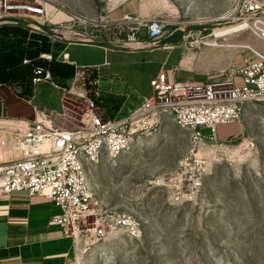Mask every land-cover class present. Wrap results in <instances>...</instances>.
I'll use <instances>...</instances> for the list:
<instances>
[{"label":"rangeland","instance_id":"rangeland-1","mask_svg":"<svg viewBox=\"0 0 264 264\" xmlns=\"http://www.w3.org/2000/svg\"><path fill=\"white\" fill-rule=\"evenodd\" d=\"M234 1L53 0L47 18L57 13L67 15L74 23L80 20L87 24H110L126 15L167 20L170 27L160 41L180 36L178 43L167 47H176L183 61L189 55L194 57L182 75L188 76L183 82H196L227 66L244 65L248 49L227 43L257 42L253 34L242 32L217 40V47L205 44L214 40L216 33L236 28L233 23L216 21ZM46 38L24 31L8 32L0 36V59L9 63L22 60L25 65L26 60L37 59L49 49ZM63 50L64 46H57L54 53L57 56ZM67 53L80 68L93 69L89 65L102 58L80 45L69 46ZM179 54L172 58L170 67ZM163 58V53L131 55L115 51L108 58L110 66L99 74L104 79L116 76L127 84L131 81L141 95L148 97L151 81L160 68L156 60ZM32 63L26 65L32 68ZM13 68L6 65L4 70ZM46 68L57 87L38 85V103L61 112V96L65 88L70 89L75 68L57 62L46 64ZM237 81L242 85L240 78ZM102 93L101 109L110 119L122 108L128 111V98L122 92L112 93L102 87ZM65 104L70 117L61 112L51 120L58 119L64 129L70 130L69 122L79 126L83 106L75 97L66 99ZM20 154L0 128V169ZM199 160L206 162L204 170L199 171ZM87 174L100 198L114 212L128 214V230H118L102 242L77 241L70 264H264V104L251 106L241 122L221 126L218 141L200 145L194 143L190 133L166 119L133 150L88 167ZM198 177L202 186L195 190Z\"/></svg>","mask_w":264,"mask_h":264},{"label":"built area","instance_id":"built-area-1","mask_svg":"<svg viewBox=\"0 0 264 264\" xmlns=\"http://www.w3.org/2000/svg\"><path fill=\"white\" fill-rule=\"evenodd\" d=\"M53 4V0H0V27H23L63 44L70 43L45 34L39 26L76 33L78 30V34L93 39L127 45L159 42L170 27L164 19L128 17L110 24L79 20L70 27L53 26L47 18V9ZM216 21L238 22L236 27L245 25L239 33L250 32L264 42V0H235ZM248 51L241 68L230 65L202 81L177 82L169 73H160L151 81L150 96L137 108L112 119L105 118L106 111L101 109L104 96L99 69L76 68L64 98L75 97L83 106L78 127H57L44 115L27 126L0 122V128L21 152L20 158L0 169V204L14 192L50 200L60 210L52 224L73 238L75 244L83 240L106 241L118 230H128V214L114 212L100 198L88 180V167L130 152L166 119L190 133L197 145L218 141L221 126L241 122L251 106L264 104V51ZM41 59L50 63L55 60L53 54H44ZM62 62L69 63L67 54L62 56ZM34 74L35 84L52 82L49 70L37 67ZM197 165L201 171L206 162L199 160ZM201 186L198 177L193 189Z\"/></svg>","mask_w":264,"mask_h":264},{"label":"crops","instance_id":"crops-1","mask_svg":"<svg viewBox=\"0 0 264 264\" xmlns=\"http://www.w3.org/2000/svg\"><path fill=\"white\" fill-rule=\"evenodd\" d=\"M126 17H128V15L124 16L122 20L115 21L114 23L121 22ZM72 21L73 20L70 21V17L67 15L65 16L57 13L50 19L53 26L70 27L74 24ZM23 31L31 35H39L32 34L28 29L23 27L2 26L0 27V36H7L8 32H11L12 35L13 33ZM46 39L49 49L42 52L37 59H29V61H25L29 62V65L32 62H35V64L32 63V68H29L28 65H26L27 63L24 65L23 62L22 64V60H16L14 63H9L6 61L4 62V59H0V122L22 124L23 126H27L36 122L37 116L41 117V115H44L51 120L54 116H61V112H64V114H69L70 117V109L65 104L64 94L61 96V112L57 111L53 107H50V105H47L44 102L38 103V85L44 84L53 87L57 86H55L56 84L53 82V75L50 70L52 82L35 84V76L32 74V69H34V67H41L48 70L46 68V64H53L54 62L67 67H74L75 69L73 74L72 76L70 75L71 86L76 75V68H80L77 66L75 61H72L71 55L67 53V48L73 45L55 42L50 38ZM206 45L214 46L210 44ZM57 46H64V50L56 56L54 50ZM80 46L89 47L90 50L94 53L100 54L102 57H99L98 62L89 65V67L93 66L94 70L99 69L98 74L102 68L110 66L111 63L108 61V58L115 51L107 50L101 47L85 45ZM217 46L220 45L218 44L214 47ZM222 46L227 47V45ZM176 49V47H165L154 51L124 53L131 55H155L157 53H163L164 58L156 60L160 66L156 77L160 73H169L171 78L175 81L183 82V80L185 81L188 76L182 75V73L184 74L186 71L185 69H188L189 65H191L195 59L193 56L189 55L183 61ZM177 53L179 54V57L176 63L170 67L172 64V58ZM44 54H53L55 60L50 63L41 59V56ZM64 54L68 55L69 63L62 62V56ZM6 65H11V67L14 68L6 71L4 70ZM24 67L28 69L25 70ZM21 73H24L23 80H21L19 76ZM101 79L103 80L102 84L104 91L109 90L112 93L122 92L123 96L128 98L125 103V106H128V111L137 108L141 104L142 100L147 97L145 95H141L140 91H138L135 87L136 85H134L131 81L130 83L128 81L127 84L116 76H109V78L106 79L101 77ZM130 90H132L133 93H130ZM124 110L125 109L122 108L121 110L116 111V116H119L127 111V109L126 111ZM105 118H109L107 113ZM59 122L60 121H58V119H55V121L52 120V123H55V126L64 128V124ZM68 126L71 128L76 127L73 122H69ZM19 157H21V154L18 158ZM58 214H60V210L53 202L42 197H31L27 192H14L9 197L5 198L0 204V264H70L75 255V242L73 238L66 237L60 227L52 224V218Z\"/></svg>","mask_w":264,"mask_h":264},{"label":"water","instance_id":"water-1","mask_svg":"<svg viewBox=\"0 0 264 264\" xmlns=\"http://www.w3.org/2000/svg\"><path fill=\"white\" fill-rule=\"evenodd\" d=\"M235 24L237 26L238 22H230ZM41 31H43L45 34L55 37L65 43H70L74 45H86V46H94V47H101L113 51H127V52H143V51H154L157 49L165 48L167 46H173L170 40H167L166 42H156V43H150V42H144L138 45H127V44H120L108 40H98L93 39L90 37H87L82 34H78L73 31H67V30H61V29H55V28H49V27H43L39 26Z\"/></svg>","mask_w":264,"mask_h":264},{"label":"bare ground","instance_id":"bare-ground-1","mask_svg":"<svg viewBox=\"0 0 264 264\" xmlns=\"http://www.w3.org/2000/svg\"><path fill=\"white\" fill-rule=\"evenodd\" d=\"M243 29H245V25H239L238 27H236L234 29H231V30H227V31H220V32H218V33H216L214 35V40L205 42V44H210V45L216 46L218 44L217 40L223 39V38H225L227 36H230V35H233V34H239V32L241 30H243ZM180 39H181L180 36H176V37L172 38L169 42H171L172 44L178 43V41ZM256 41L257 42L254 43L251 40H244L242 42L227 43V45L230 46V47H237V48H240V49H243V48L249 49V48H251V49H254V50L264 51V42L260 41L257 38H256ZM88 180H89V177H88ZM89 182H90V180H89Z\"/></svg>","mask_w":264,"mask_h":264},{"label":"trees","instance_id":"trees-1","mask_svg":"<svg viewBox=\"0 0 264 264\" xmlns=\"http://www.w3.org/2000/svg\"><path fill=\"white\" fill-rule=\"evenodd\" d=\"M35 69H36V67H34V69H32L33 76H35V74H34ZM19 76H20V79L23 80L24 73H21Z\"/></svg>","mask_w":264,"mask_h":264}]
</instances>
